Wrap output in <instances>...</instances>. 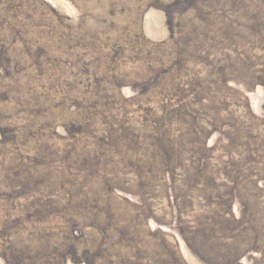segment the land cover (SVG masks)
I'll list each match as a JSON object with an SVG mask.
<instances>
[{
    "label": "rangeland",
    "instance_id": "obj_1",
    "mask_svg": "<svg viewBox=\"0 0 264 264\" xmlns=\"http://www.w3.org/2000/svg\"><path fill=\"white\" fill-rule=\"evenodd\" d=\"M48 257L264 264V0H0V264Z\"/></svg>",
    "mask_w": 264,
    "mask_h": 264
},
{
    "label": "trees",
    "instance_id": "obj_2",
    "mask_svg": "<svg viewBox=\"0 0 264 264\" xmlns=\"http://www.w3.org/2000/svg\"><path fill=\"white\" fill-rule=\"evenodd\" d=\"M61 254H60V251L58 252V256H60ZM63 256L64 255H62V258H63ZM48 259H49V262H51L52 264H64V263H56V261H54V259H53V257H48ZM51 263H48V264H51ZM86 264H92L91 262H89V261H86L85 262Z\"/></svg>",
    "mask_w": 264,
    "mask_h": 264
}]
</instances>
